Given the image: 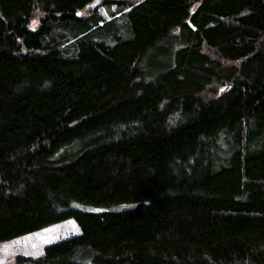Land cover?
Segmentation results:
<instances>
[{
	"label": "trees",
	"instance_id": "obj_1",
	"mask_svg": "<svg viewBox=\"0 0 264 264\" xmlns=\"http://www.w3.org/2000/svg\"><path fill=\"white\" fill-rule=\"evenodd\" d=\"M90 1L0 0V242L78 226L13 264H264V0Z\"/></svg>",
	"mask_w": 264,
	"mask_h": 264
},
{
	"label": "rangeland",
	"instance_id": "obj_2",
	"mask_svg": "<svg viewBox=\"0 0 264 264\" xmlns=\"http://www.w3.org/2000/svg\"><path fill=\"white\" fill-rule=\"evenodd\" d=\"M101 0H92L88 2L89 4L85 5L82 8L81 13L86 14L89 10H94L95 7L101 6L103 3ZM109 4H104V7L101 6L99 9L101 13L103 10L108 11ZM118 14V13H117ZM110 15L106 20L111 19L110 23H107L105 27L101 28L97 32L94 40H102L106 44H113L118 37H125L128 35L127 30V19L124 15L120 14ZM34 20L32 26L35 25ZM74 206L86 209H93V206L73 202ZM78 226L74 219L68 218L48 224L41 228L35 229L33 231H28L27 233L20 234L18 236L12 237L10 239L0 242V264H13L14 257L17 254H26V255H37L41 252L42 247L48 242H52L60 237L66 236L68 234H73L78 232Z\"/></svg>",
	"mask_w": 264,
	"mask_h": 264
}]
</instances>
